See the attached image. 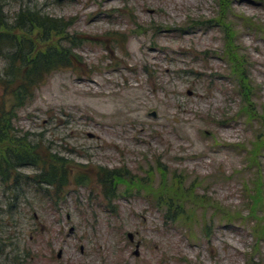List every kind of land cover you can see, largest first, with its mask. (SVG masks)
<instances>
[{"label":"rangeland","instance_id":"374dc122","mask_svg":"<svg viewBox=\"0 0 264 264\" xmlns=\"http://www.w3.org/2000/svg\"><path fill=\"white\" fill-rule=\"evenodd\" d=\"M231 2L230 46L213 23L190 29L218 20L217 0H0L9 22L35 10L70 24L64 48L82 42L73 66L13 112L0 58V107L16 116L15 137L68 177L62 193L0 183V264H264L243 192L256 146L264 190V0ZM100 170L147 187L119 186L108 202ZM172 187L181 197L169 202ZM257 216L264 227V208Z\"/></svg>","mask_w":264,"mask_h":264},{"label":"trees","instance_id":"16d2710c","mask_svg":"<svg viewBox=\"0 0 264 264\" xmlns=\"http://www.w3.org/2000/svg\"><path fill=\"white\" fill-rule=\"evenodd\" d=\"M219 8L218 20L194 22L191 28H207L212 23L214 27H218L226 36L228 45L234 42L235 31L227 20V12L231 8V0H217ZM0 5V58L6 63L5 90L11 89V97L13 99L11 111L21 109L25 103L33 97L37 87L41 85L46 78L54 71L65 70L71 68L73 63L71 58L77 59L76 56H70L72 49L78 47L71 42V49H66L61 45L60 37L66 34L70 24L66 21L54 20L45 15H40L35 10L20 11L9 22ZM242 19L244 30L254 29L256 25L247 23ZM257 27V26H256ZM260 33L264 34V29L257 27ZM65 41V40H64ZM236 58V57H235ZM237 59V58H236ZM80 63V62H79ZM242 102H248L250 99L251 89L249 80L240 75ZM18 85V86H17ZM13 86H17L12 89ZM13 114L6 113L3 107H0V183L12 193L22 190V182L24 179L30 180L37 186H46L53 188L55 192H61L68 184V177L65 172L59 175L52 166L53 163H45L41 161L37 155V147L27 143L25 139L15 137L13 129V121L16 120ZM247 117L249 115L247 114ZM260 150L256 146L250 151L249 157L246 159L250 170L253 171L249 185L243 184V192L246 194L245 209L247 217L251 223L257 226L254 238L257 242L264 241V227L258 223V212L264 208L263 197V181L257 162V154ZM25 168H34L37 173L32 179L24 178L19 171ZM126 178H128L126 181ZM132 177L128 174L122 175L121 172H109L100 170L98 182L102 188L104 198L111 202L116 198L117 188L126 185L127 189H140L147 185L144 180L132 182ZM138 183V184H137ZM76 185H79L75 181ZM163 189L159 190V192ZM168 195L170 192L173 198L168 197L170 202L172 199L179 200L181 195L172 187L170 191L166 190ZM154 198L159 205L167 203L162 201L164 194H158L152 191ZM128 194V193H127ZM184 199V198H183ZM199 201H203L200 199ZM192 203H195L193 201ZM204 204V203H203ZM261 207V210H260ZM253 225V227H254Z\"/></svg>","mask_w":264,"mask_h":264},{"label":"water","instance_id":"95a60500","mask_svg":"<svg viewBox=\"0 0 264 264\" xmlns=\"http://www.w3.org/2000/svg\"><path fill=\"white\" fill-rule=\"evenodd\" d=\"M56 1H57L58 3H62V2H65V1L76 2L77 0H56ZM151 117H152V118H155L156 116H155V114H152ZM90 138H91V136H90ZM127 238H128V240H129L130 242H132V235H131V234L127 235ZM137 249H138V245L136 246V252H135V255H137ZM58 257H59V256H58Z\"/></svg>","mask_w":264,"mask_h":264}]
</instances>
